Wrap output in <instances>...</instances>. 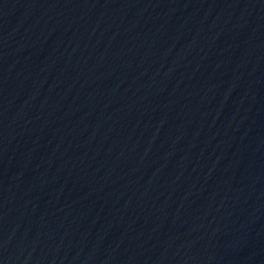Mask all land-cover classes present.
I'll list each match as a JSON object with an SVG mask.
<instances>
[{"label":"water","instance_id":"1","mask_svg":"<svg viewBox=\"0 0 264 264\" xmlns=\"http://www.w3.org/2000/svg\"><path fill=\"white\" fill-rule=\"evenodd\" d=\"M0 264H264V0H0Z\"/></svg>","mask_w":264,"mask_h":264}]
</instances>
